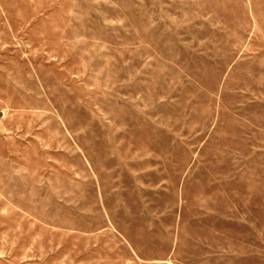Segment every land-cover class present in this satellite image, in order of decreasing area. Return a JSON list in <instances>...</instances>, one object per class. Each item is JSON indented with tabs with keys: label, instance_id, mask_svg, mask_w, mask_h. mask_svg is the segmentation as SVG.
<instances>
[{
	"label": "rangeland",
	"instance_id": "374dc122",
	"mask_svg": "<svg viewBox=\"0 0 264 264\" xmlns=\"http://www.w3.org/2000/svg\"><path fill=\"white\" fill-rule=\"evenodd\" d=\"M0 264H264V0H0Z\"/></svg>",
	"mask_w": 264,
	"mask_h": 264
}]
</instances>
